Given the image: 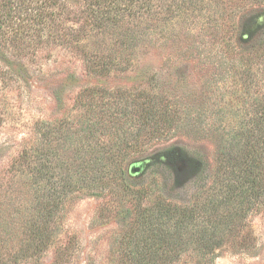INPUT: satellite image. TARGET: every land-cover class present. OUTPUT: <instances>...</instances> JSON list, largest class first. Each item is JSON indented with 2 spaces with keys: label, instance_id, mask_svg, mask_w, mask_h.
Segmentation results:
<instances>
[{
  "label": "trees",
  "instance_id": "trees-1",
  "mask_svg": "<svg viewBox=\"0 0 264 264\" xmlns=\"http://www.w3.org/2000/svg\"><path fill=\"white\" fill-rule=\"evenodd\" d=\"M229 1L237 6L229 16L246 10L240 43L258 46L260 42L264 47V22L248 10L258 0H0V80L31 87L29 80L34 75L23 61L44 44L74 52L92 77L127 73L132 59L123 56L128 50L147 41L153 43L176 19L189 23L195 11H205L202 15L210 19L213 11L227 8ZM154 87L84 89L75 101L81 112L74 121L69 122L70 115H66L58 124L48 120L36 124L34 140L31 144L24 141L12 164L24 178L25 188L44 193L33 208L25 232L28 239L21 242L18 256L27 254L35 259L50 247L53 227L76 193V198L80 194L109 195L118 203L134 205L127 210L130 220L119 242L124 264H170L177 260L171 253L180 252L191 241L202 251L194 264H213L210 253L221 246L213 233L241 231L243 226L231 218L246 215L250 205L256 210L263 208L262 111L243 117L239 127L228 134L225 128L223 133L221 127L215 130L220 139L219 155L226 160H218L215 180L203 193L202 205L180 204L176 192L169 193L175 187L165 179L163 186L155 180L141 187L129 182L128 160L146 153L150 146L186 133L208 135L202 126L203 114H194L174 93V87L173 93H161ZM53 95L62 108V92L54 89ZM174 154L169 152L170 160ZM208 219L218 222L209 225L204 222ZM197 220L200 223L193 224ZM191 230L195 241H187ZM61 261L58 257L56 264Z\"/></svg>",
  "mask_w": 264,
  "mask_h": 264
},
{
  "label": "rangeland",
  "instance_id": "rangeland-1",
  "mask_svg": "<svg viewBox=\"0 0 264 264\" xmlns=\"http://www.w3.org/2000/svg\"><path fill=\"white\" fill-rule=\"evenodd\" d=\"M255 3L248 10L264 22V0ZM226 7L213 11L210 19L200 10L191 14L189 23L176 19L153 43L147 41L128 50L123 56L132 59L127 73L92 77L74 52L44 44L23 61L34 75L29 80L31 87L0 80V264H56L58 257L62 258L59 264H124L119 242L130 220L127 210L134 205L118 203L109 195L78 194L76 198L74 194L53 227L50 247L35 259L27 254L18 256L21 242L28 239L33 208L44 193L23 186L24 178L12 167L13 161L24 141L31 144L34 140L32 132L38 122H57L66 115L75 120L81 112L75 101L84 89L142 90L155 86L158 92L173 93L174 87V93L194 114L201 112L207 136L186 133L154 144L146 153L128 160L126 175L138 187L154 180L163 186L167 180L175 187L169 193L176 192L175 200L180 204L202 205L203 193L215 180L218 160H226L219 155L220 139L215 130L221 127L223 133L225 128L228 134L239 127L243 117L253 115V111L264 112V47L260 42L259 47L240 43L246 10L229 16L237 6L229 1ZM54 89L62 92V108L54 100ZM170 151L175 153L173 160ZM231 219L244 229L213 233L221 245L210 253L213 264H264V206L256 210L250 205L246 215ZM204 222L211 225L218 220ZM194 233L187 241H195ZM201 254L191 241L180 252L171 253L177 259L171 263L194 264Z\"/></svg>",
  "mask_w": 264,
  "mask_h": 264
}]
</instances>
